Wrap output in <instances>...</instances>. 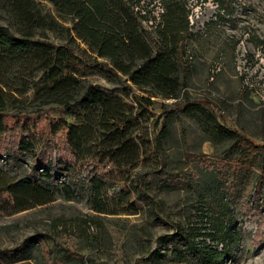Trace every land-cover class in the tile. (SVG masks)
I'll use <instances>...</instances> for the list:
<instances>
[{"label":"rangeland","instance_id":"obj_1","mask_svg":"<svg viewBox=\"0 0 264 264\" xmlns=\"http://www.w3.org/2000/svg\"><path fill=\"white\" fill-rule=\"evenodd\" d=\"M185 2L190 37L184 47L187 77L181 107L170 114L173 100H163L166 108L156 103L144 120H138L140 126L135 120L139 126L135 135L145 141L150 156L132 178L143 179L155 205L121 193L125 187L114 175L107 184L116 214L95 212L88 195L78 194L73 201L60 197L19 214L0 215V264H206L176 229L189 231L192 225L208 229L211 217L223 218V227L238 234L230 253L213 264H264V149L246 160L238 158L235 138L225 132L264 146V0H234L233 14L224 19L218 18L212 0ZM161 3L142 0L148 9ZM40 7L71 27L68 20L58 18L50 2L42 1ZM145 31L150 40L156 39L151 29ZM37 39L54 46L67 42L66 33L48 30L39 32ZM76 50L87 66L89 83L109 95L123 96L127 85L123 77L109 73L106 62L83 44L78 43ZM125 102L135 106L132 97ZM187 103L205 107L219 126L197 112H184ZM55 108L46 107L43 114L3 116L7 152L0 155V166L25 176L34 164L29 156L15 153L16 141L31 140L39 151L47 137L54 145L50 160L60 158L73 166L68 173H54L55 180L70 183L81 193L92 169H79L64 134H51L49 124L51 120L76 124L83 113L79 106L70 112ZM100 173L106 174V169ZM205 239L222 250L216 241Z\"/></svg>","mask_w":264,"mask_h":264},{"label":"trees","instance_id":"obj_2","mask_svg":"<svg viewBox=\"0 0 264 264\" xmlns=\"http://www.w3.org/2000/svg\"><path fill=\"white\" fill-rule=\"evenodd\" d=\"M42 1L50 2L58 18L68 20L71 27L44 14ZM161 1L164 8L161 21L148 28L136 10L137 7L148 10L142 0H0V155L7 152L2 142L5 114L19 117L43 114L50 106L70 112L79 106L83 115L76 124L65 121L54 124L51 120L49 130L55 136L64 134L81 171L92 169L80 193L70 183L55 180L54 173H68L73 166L60 158L55 163L50 160L54 145L47 137L39 151L33 141L19 138L15 153L29 156L34 167L19 177L0 166V215L29 211L60 197L73 201L78 194L88 195L95 212L116 214L107 184L114 175L125 187L121 193L144 205H155L143 179L132 178L133 171L150 156L145 141L135 132L140 126L138 120H144L156 103L164 109L163 100H173L170 114L181 107L179 99L187 77L184 47L190 37L185 0ZM212 1L218 6V18L233 14L234 0ZM145 29H151L156 39L150 40ZM45 30L66 33L67 42L54 46L40 41L37 36ZM78 43L105 61L109 73L124 78L127 85L123 96L109 95L85 79L87 66L77 53ZM128 97H132L135 106L125 102ZM135 109L137 113L133 112ZM184 112H197L208 123L219 126L215 116L201 105L187 103ZM225 132L235 138L240 151L238 158L246 160L264 149L234 131L225 129ZM244 159L239 162L243 164ZM45 165L52 167L45 169ZM101 169L107 173H100ZM208 221V229L192 225L189 231L180 226L176 230L197 256L206 264H213L230 253L238 234L223 227L221 217ZM208 237L222 245V250L207 244ZM197 238L203 241L195 242Z\"/></svg>","mask_w":264,"mask_h":264},{"label":"built area","instance_id":"obj_3","mask_svg":"<svg viewBox=\"0 0 264 264\" xmlns=\"http://www.w3.org/2000/svg\"><path fill=\"white\" fill-rule=\"evenodd\" d=\"M137 11L144 17L145 27L152 28L161 21V15L164 12L163 6L160 4L156 9H142L140 7L136 8ZM150 11V13L148 12Z\"/></svg>","mask_w":264,"mask_h":264}]
</instances>
